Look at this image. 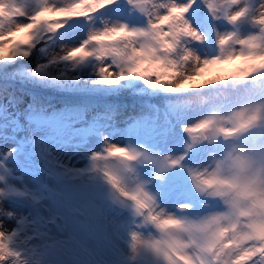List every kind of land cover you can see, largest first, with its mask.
Masks as SVG:
<instances>
[{
    "label": "snow or ice",
    "instance_id": "snow-or-ice-1",
    "mask_svg": "<svg viewBox=\"0 0 264 264\" xmlns=\"http://www.w3.org/2000/svg\"><path fill=\"white\" fill-rule=\"evenodd\" d=\"M0 79L82 97L0 85V264H264V191L215 150L264 163V0H0ZM125 92L162 107L117 127Z\"/></svg>",
    "mask_w": 264,
    "mask_h": 264
},
{
    "label": "rangeland",
    "instance_id": "rangeland-1",
    "mask_svg": "<svg viewBox=\"0 0 264 264\" xmlns=\"http://www.w3.org/2000/svg\"><path fill=\"white\" fill-rule=\"evenodd\" d=\"M62 42V41H61ZM78 42V41H77ZM37 59H39V53H35L33 55V58L31 61H28L26 63H28L30 66L34 67L35 63L37 61ZM14 68L17 66H13ZM3 79H0V83H2ZM40 89V88H39ZM11 91L14 90V86H11L10 88ZM37 93H39L40 95L42 94V92L48 91L49 89H35ZM40 91V92H38ZM55 95L53 96V99H50L45 101L47 102L46 105H51L52 107H55L56 103L59 101H62L63 103H67L73 100H70L71 98H75L76 96L71 95V94H66V93H61L59 91L54 90ZM59 100L57 101V96L59 95ZM38 95V94H37ZM50 96V95H49ZM63 96H65V98H63ZM79 98H82L80 96H78ZM94 98H102L103 97H94ZM66 101H64V100ZM57 102H56V101ZM76 100V98H75ZM74 100V101H75ZM78 100V99H77ZM109 100L112 103H118L119 101L123 102L125 110H120V113L116 116V124L117 127L123 128L126 126V123L128 122L130 117H134V116H139L144 112H147L148 109L144 106L145 102L148 101L150 103L153 104H157L158 106L162 107V104H160V100L158 97L156 98H147V97H142L139 95H132L130 93H122L121 95L117 96V97H109ZM114 101V102H113ZM31 103L30 100H27L25 98H22V103L20 105L21 110H23L24 108L27 107V105ZM120 105V103L118 104ZM60 106V105H59ZM205 109H202L200 111H194L190 113L189 119L185 121V123H193L195 122L197 119L202 118L203 114L205 113ZM161 121H163V116L161 115ZM177 132H180V128H177ZM181 135H185L181 132ZM251 135H255V133H252ZM113 142L118 143V144H123L124 140L120 137V136H113L112 137ZM230 143H225L224 141H220L217 145H215V150L217 151L218 155H222L223 151L227 150V148L230 146ZM209 150L207 149V146H205V149L201 150V154L204 155L206 154V151ZM61 158L69 161L70 163L76 165L77 167H84L86 166V159L82 158V152L81 153H75L74 154V150L69 148L65 153H61ZM181 195H180V199L178 200V202L183 203L186 200L190 199L191 202H193L194 204H196V211H203V209L200 208L199 203H198V198L195 196V194L191 191V187L190 185H184L182 186V189L179 190ZM168 203H171V201H169ZM14 227V222L12 221H7L5 223V228L11 230Z\"/></svg>",
    "mask_w": 264,
    "mask_h": 264
},
{
    "label": "clouds",
    "instance_id": "clouds-1",
    "mask_svg": "<svg viewBox=\"0 0 264 264\" xmlns=\"http://www.w3.org/2000/svg\"><path fill=\"white\" fill-rule=\"evenodd\" d=\"M231 153V162L222 167L221 176L237 187L238 191H264V163L248 159L244 147L236 145L227 149ZM222 156H217L213 164H219Z\"/></svg>",
    "mask_w": 264,
    "mask_h": 264
},
{
    "label": "trees",
    "instance_id": "trees-1",
    "mask_svg": "<svg viewBox=\"0 0 264 264\" xmlns=\"http://www.w3.org/2000/svg\"><path fill=\"white\" fill-rule=\"evenodd\" d=\"M5 83H10L11 85L14 86V92L17 96L21 97V98H25L27 100H32V97L35 96L42 104H46L45 101L49 100L50 99V96H49V93L48 91H45V92H42V94L40 95L39 93H37L36 91H34L33 89L36 88V89H45V88H42V87H39L37 85H34L32 83H29V82H23V81H20V80H14V81H7V80H4L2 83H0V85H3ZM53 90V89H51ZM38 94V95H37ZM64 100V99H63ZM70 100H73V101H70V102H75V101H78L77 99L75 100V98H71ZM75 100V101H74ZM65 101V100H64ZM66 102V101H65ZM70 102H67V103H70ZM65 103H63L62 101H59L57 102L56 104V108H60L64 105ZM60 105V106H59Z\"/></svg>",
    "mask_w": 264,
    "mask_h": 264
},
{
    "label": "bare ground",
    "instance_id": "bare-ground-1",
    "mask_svg": "<svg viewBox=\"0 0 264 264\" xmlns=\"http://www.w3.org/2000/svg\"><path fill=\"white\" fill-rule=\"evenodd\" d=\"M38 92H40V91H38ZM48 93H50V94H51L52 92H51V91H49ZM80 99H82V98H79V97H78V100H80ZM109 102H111V101L109 100ZM111 103H112V102H111ZM119 103H120V106H121L122 110H125V107H124V105H123L124 103H123V102H121V101H119L117 104H119Z\"/></svg>",
    "mask_w": 264,
    "mask_h": 264
}]
</instances>
